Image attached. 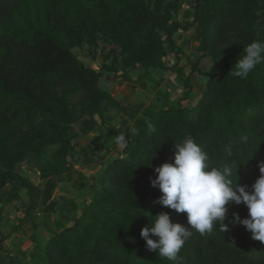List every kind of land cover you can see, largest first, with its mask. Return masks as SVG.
<instances>
[{"label":"trees","instance_id":"trees-1","mask_svg":"<svg viewBox=\"0 0 264 264\" xmlns=\"http://www.w3.org/2000/svg\"><path fill=\"white\" fill-rule=\"evenodd\" d=\"M184 3L190 8L180 18ZM183 35L198 42L195 62L184 61L178 43ZM254 40H264V0H0V211L22 193L29 197L19 227L1 235L0 262L264 264V242L252 239L245 226L229 223L233 213L248 216L244 204L230 206L227 231L193 232L176 261L150 251L140 235L161 212L191 228L186 213L157 203L162 193L150 181L158 175L155 167L174 162L175 143L188 134L209 153L213 166L234 161L241 185L250 189L261 175L264 64L246 79L230 73ZM101 42L102 55L107 45L116 46L101 68L86 65L75 53L84 46L94 53ZM168 73L181 81L176 85L182 94L169 105H156L147 117L136 116L101 86L104 77H114L137 89L158 77L160 87ZM196 75L202 78L200 89ZM112 112L130 123L115 125L108 119ZM96 129L100 144L78 149L75 140ZM120 133L128 140L123 149L113 139ZM25 162L40 184L19 171ZM79 162L101 166L91 186L76 181L83 190L94 189L80 214L74 201H65L69 210L54 198L60 182H72L75 173L84 176ZM56 213L57 231L51 229L46 239L33 235L39 254L14 243L8 247L6 242L38 214L47 227Z\"/></svg>","mask_w":264,"mask_h":264},{"label":"clouds","instance_id":"clouds-1","mask_svg":"<svg viewBox=\"0 0 264 264\" xmlns=\"http://www.w3.org/2000/svg\"><path fill=\"white\" fill-rule=\"evenodd\" d=\"M260 64H264V40H254L244 46L243 53L230 73L233 77L246 79ZM148 128L154 130L151 124ZM113 139L122 149L128 143L124 133ZM175 148L174 162L155 167L154 171L158 175L150 177V181L162 193L157 203L177 213H186L191 228L173 223L169 212H161L141 229L140 235L148 249L158 250L160 257L176 261L193 232L202 236L211 235L214 229L225 232L229 223L245 226L251 232L252 239L264 242V162L259 166L261 175L249 189V186L241 185L239 179H235L238 168L234 161L213 166L209 153L191 134L175 143ZM153 156L147 163L150 167ZM233 204H244L248 216L241 218L238 212L233 213V219L226 223L229 208ZM153 236L157 239L151 238Z\"/></svg>","mask_w":264,"mask_h":264},{"label":"rangeland","instance_id":"rangeland-1","mask_svg":"<svg viewBox=\"0 0 264 264\" xmlns=\"http://www.w3.org/2000/svg\"><path fill=\"white\" fill-rule=\"evenodd\" d=\"M190 4L184 3V10L182 11V14L180 18H184L185 13L187 10H189ZM187 35H183L181 39L178 40V43L184 48L186 56L184 57V61L187 62H195L197 58V52L196 48L198 46V42L193 40L190 36L186 37ZM104 43L101 42L100 48L96 49L93 53V51H90L88 46H84L82 49H76L75 53L79 56L81 60H84L85 64L91 67L95 68H101L104 60V56L113 48L116 46H109L107 45L106 52L104 55L101 54V50L103 48ZM92 52V53H91ZM96 54V61H92V57ZM169 61L171 63H174L173 56H170ZM112 61V60H111ZM110 61V62H111ZM183 61V62H184ZM210 63L209 60H205L202 64L203 68L206 69ZM206 66V67H205ZM187 72L190 73V68L187 69ZM134 76H137L139 74V71H133L132 72ZM196 75L194 77L195 84L198 89H200V85L202 84V78L197 77ZM166 83L165 85H161L160 87H157L155 85V82L158 80V77H155L154 79H151L149 83H147L144 86H138L137 89H134L131 84L122 83L121 79H117L114 77H104L102 79L101 86L110 91L112 95L118 99L123 105H126L130 111H133L136 116H145L147 117L149 113H151L153 110L156 109V105H169L171 103V100L174 102L176 99L182 94L181 87L177 86L176 84H182L181 81L177 78L176 74L168 73L166 75ZM199 80V81H197ZM201 80V83H200ZM199 82V83H198ZM162 84V83H161ZM81 95L76 96L73 101L75 103L78 102ZM170 100V101H169ZM186 103V102H185ZM108 119L114 123L115 125H128V120L124 116H120L114 112L110 113L108 115ZM130 123V122H129ZM80 126L77 125L76 129L79 130ZM99 132L98 129H96L90 136H80L78 139L75 140V142L78 145V149L87 147V146H96L100 144L101 140L99 138ZM112 144V143H111ZM117 151H112V155H116ZM78 170L84 174L83 177L80 178L78 173H75L73 177V181L70 183H59V180L57 182L59 183L58 188L54 194L55 201L58 202L59 205H62V207H67L69 210L71 209L69 204H65V201L71 202L74 201V203L78 207V213H81V210L79 212V209H81L85 204H88L91 202V200L94 197V189H81L82 185L77 184L76 181L79 180H85L88 181V183H93V176L96 174L101 166L98 162H91L90 165L83 164L79 162L77 165ZM19 171L30 178L34 183L40 184L41 179L35 175V173L32 171V166L30 162H25L19 167ZM29 201V197L26 193H22V198L18 201L13 202V204L6 205L4 207L3 212L0 211V238L1 235H7L11 233L15 227H19V220L23 216V210H24V204H26ZM2 205H0L1 209ZM66 209V208H65ZM59 218V213H56L53 215V217L49 220L48 223L50 225L41 226L37 230V235L43 237V239H46L50 236V230L57 231L58 228L54 225L55 221ZM44 221H47L44 219L43 214L37 215V220L32 221V223H28L24 228L17 231L6 243L9 248L13 247V243L19 245L23 250H29L32 251L35 244L33 241V229L37 227H32L34 224H42ZM36 222V223H35ZM38 235V236H39ZM36 247V246H35ZM16 253V252H15ZM1 254V252H0ZM0 264H2L0 262Z\"/></svg>","mask_w":264,"mask_h":264},{"label":"crops","instance_id":"crops-1","mask_svg":"<svg viewBox=\"0 0 264 264\" xmlns=\"http://www.w3.org/2000/svg\"><path fill=\"white\" fill-rule=\"evenodd\" d=\"M44 222H47V221H44ZM44 222H43V223H44ZM43 223L37 225V226H36L37 228H33V231H34V232H33V234H32V237H33V235H34L35 232L38 233L37 230H38L41 226H44ZM49 225H50V224H49ZM32 227H35V226L33 225ZM34 229H35V230H34ZM36 233H35V234H36ZM33 251H36V252L39 254V252H40V247H39V246H36V247L34 246Z\"/></svg>","mask_w":264,"mask_h":264}]
</instances>
